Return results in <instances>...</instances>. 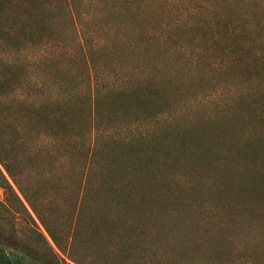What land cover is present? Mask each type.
Here are the masks:
<instances>
[{
    "label": "rangeland",
    "instance_id": "374dc122",
    "mask_svg": "<svg viewBox=\"0 0 264 264\" xmlns=\"http://www.w3.org/2000/svg\"><path fill=\"white\" fill-rule=\"evenodd\" d=\"M71 1L43 20L0 13V249L16 264H76L63 252L74 213L105 207L75 197L123 193L137 200L107 206L123 233L79 237L76 256L264 264V0ZM62 94L71 110L43 128L36 106ZM44 130L64 159L43 154ZM108 161L114 186H91ZM135 162L150 182L129 179ZM204 230L255 251L187 248Z\"/></svg>",
    "mask_w": 264,
    "mask_h": 264
},
{
    "label": "trees",
    "instance_id": "16d2710c",
    "mask_svg": "<svg viewBox=\"0 0 264 264\" xmlns=\"http://www.w3.org/2000/svg\"><path fill=\"white\" fill-rule=\"evenodd\" d=\"M54 1L55 0H6L5 3H0V13H3L6 17H9L12 21L13 17H15L18 13H20L21 17L23 16H29L31 17L34 15V17L39 18L40 20L45 19V16L48 15L52 17L54 15ZM62 2L67 5L68 10H70L71 0H62ZM9 30L11 32L16 31V25L14 23L12 25H6L4 31ZM12 35V34H10ZM92 88V87H91ZM152 93H156L155 90L151 91ZM128 91L124 88H118L117 90H111L110 93H107L106 102H116V98H122L125 94H127ZM137 95V97L140 96L139 93H134ZM139 95V96H138ZM103 97H101L100 101ZM111 100V101H110ZM68 98L64 94H62L61 97L57 96H50L48 98H45L44 100H41L39 102V105L36 106L35 110H37L40 113V117L43 122V128H54L56 123L61 122L63 120V117L66 115V111H70L71 107L69 105ZM111 112H115L114 110H111ZM61 125V124H60ZM58 136L57 131L47 132L46 130L41 132V140L46 141V146L41 148V151L44 155H55L56 157L60 159H64L66 156L63 154L64 152H60L59 150L55 148L54 144L56 142L55 138ZM89 143L88 147H86V156L88 154L89 162L94 161L98 154V143L91 144ZM73 149V147H71ZM71 152V150H70ZM100 157V156H99ZM57 158V159H58ZM108 159V157H106ZM110 161L105 162L104 165H102L99 168L98 174H93L94 178L93 180H88L89 184L93 186L98 187H112L114 186V183L116 180L114 179V176L111 175L112 165H109ZM133 165V166H132ZM131 167L134 168L133 175H130L129 179H133V181H136L135 183H140L145 180V177L141 178V174H139V170L141 169V164L139 162H135L134 164H131ZM138 173V174H137ZM141 173V172H140ZM144 175V174H143ZM126 178H128L126 176ZM93 181V183H92ZM149 181L150 180H145ZM133 200L137 198H132L130 195H125L123 193H117V194H104L99 193L98 195L95 194H84L82 196H76L74 203L76 204H91L89 206L93 205H101L105 208H103L102 211H88V212H82L77 210V212L74 213L72 225L70 228V241L66 243L67 249L62 250L65 247V243H62V240L56 236L55 234H52L49 230V233L51 237L54 239L57 247L67 253L68 257L76 264H165L163 262H152L150 260L145 259L143 260H128L125 258L115 259L111 260L108 258L107 253H101V256L93 255L89 258L83 257L79 258L76 256L75 253V247L78 245V238L82 237L84 242H89L93 240H100L103 239L108 240L116 237L118 235H121L123 233V229L126 227L125 222L122 221L121 216H117L112 212L107 206L111 203H120V202H126L127 200ZM81 232H83V235H81ZM208 232L210 234H208ZM193 234H195L193 232ZM203 236H191L189 235L187 242H185V245L187 248L192 249H198L200 250L201 245H204L208 251H211L212 254L216 252L218 256H224L229 259L230 251L231 250H241L245 253L255 251L252 249V245L243 244L241 242L236 241V233H231L230 231H220L218 234H214L211 230H204L202 233ZM81 235V236H80ZM130 251V247H127L125 249V253H128ZM54 259L57 262H62L63 258L60 255H53ZM233 262V261H232ZM0 264H16L14 263L13 259L3 250L0 249Z\"/></svg>",
    "mask_w": 264,
    "mask_h": 264
}]
</instances>
